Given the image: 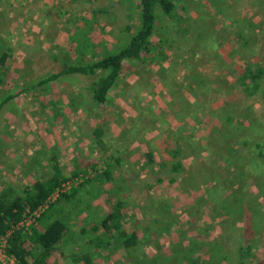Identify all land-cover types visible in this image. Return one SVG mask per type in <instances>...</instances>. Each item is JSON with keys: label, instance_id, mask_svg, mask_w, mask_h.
<instances>
[{"label": "rangeland", "instance_id": "obj_1", "mask_svg": "<svg viewBox=\"0 0 264 264\" xmlns=\"http://www.w3.org/2000/svg\"><path fill=\"white\" fill-rule=\"evenodd\" d=\"M0 3L3 7L11 3L13 8H19L17 12L22 5L24 12L32 14L38 5L52 6L46 7V16L54 19L53 25L61 33L69 34L68 40L66 37L64 40V35L59 39L63 48L48 41L43 49V40H38L30 55L24 53L30 45L11 38L17 47L15 63L4 87L0 88V98L9 92L15 97L0 112V192L9 189L14 195H22L36 180L52 176L54 165L49 159L54 145L59 146L60 142L80 145L79 149L57 150V155L62 153L67 157L62 165L69 163L74 170L85 171L86 179L93 177V164L103 170L107 157H111L112 160H107L113 166L111 182L94 181L79 190L77 197L81 203L77 206L80 205L82 212L72 202L59 204L63 211L60 210L58 217L67 222L69 234L77 241L71 247L73 252L86 254L84 247L90 237L94 239L102 232L99 219L111 212L112 205L123 200V225L137 235L141 246L136 255L145 262L160 264L158 256L162 251L168 257L166 260H170L167 264H192L185 258L179 263L180 257L174 256V250L182 239L186 245L201 231L208 235L205 240H197L207 244L191 255L196 264H264V189L260 190L249 178H257L264 185V158L251 145H234L229 152L234 168L227 171L220 155L224 149L214 132L219 127L217 118L224 122L226 113L234 118L233 128L248 127L249 117L264 122V100L260 97L246 100L241 88L234 86L231 94L233 88L229 87L235 83L237 71L243 69L239 57L264 38V0H188L184 10L177 9V18L158 17L152 46L165 59L157 57L155 61L135 66L125 63L108 104L100 106V110L93 105L87 91L92 78L66 76L74 81L72 86L65 83L67 78L53 81L47 87L33 88L31 83L53 71L59 72L62 60L76 65L90 61L86 55L78 58L75 52L78 42L73 43L72 36L77 35L81 42L84 33L108 48L121 46L136 24L139 0H2ZM8 12L10 16L20 14L12 8ZM233 22L237 23L236 27ZM128 25L129 31L125 29ZM4 31L2 28L1 32ZM34 58L44 66L37 68ZM225 64L237 67L236 72H228ZM208 75L212 77L210 84L205 81ZM201 78H205L204 82ZM259 82L264 89V76ZM204 83L206 87L201 86ZM200 88L205 93L200 94ZM55 95H78L77 101L70 104L75 111L71 117H53V108L60 104L47 101ZM216 112L220 113L218 117ZM99 128L100 144L94 136V130ZM261 131L264 134V128ZM178 142L181 148L178 159L183 169L177 175L170 170L174 161L171 151ZM231 144H234L232 140ZM77 150L79 161L74 153ZM149 151L154 155L151 164L146 157ZM117 159L119 162H114ZM173 177L174 182L170 181ZM217 177L228 182L233 177L239 183L226 192L218 186L215 190L219 198L225 195L230 204L234 198L241 199V210L230 212L231 215L221 208L213 210L207 191ZM232 191L237 192L235 196ZM196 202L200 206L193 207ZM193 212L199 219H191ZM254 217L257 221L252 220ZM244 218L247 222L241 221ZM190 219L195 222L192 224ZM257 232L260 242L242 262L237 257V247L241 239L245 242L255 239ZM118 246H111L112 250L91 249L94 255L88 254L94 264H129L125 250ZM70 253L68 258H50L51 264H74Z\"/></svg>", "mask_w": 264, "mask_h": 264}, {"label": "trees", "instance_id": "obj_2", "mask_svg": "<svg viewBox=\"0 0 264 264\" xmlns=\"http://www.w3.org/2000/svg\"><path fill=\"white\" fill-rule=\"evenodd\" d=\"M187 1L188 0H139L137 21L133 27V31L129 25L125 27L127 31H132H130L128 39L124 41L119 47H103L100 53H96V46L89 45L88 38L84 33L82 35L83 39L81 42L76 39L77 35L72 36L71 41L73 43L78 42L75 49L78 58L82 59V57L86 55L87 59L90 61L82 63L81 65H76L69 64L62 60V68L60 72L55 75L51 74L37 82L32 81L30 87H47L48 84L58 80V78L61 76L79 75L89 77L92 78V82L88 86L87 91L91 95V101L93 102V105L95 107H100L108 104L109 95L117 85V82L123 73V66L125 63L129 64L130 66H135L137 64H146L148 61H155L157 57L162 60L165 59L164 55L161 52L159 54V50L154 49L152 46V38L156 31L157 18L160 16H163L166 19L177 18V9L181 8L184 10L186 8ZM218 13H221V10H219ZM257 43L258 45H253V49L251 51L249 50L247 54L239 57L240 62L243 65V69L241 68L237 71L235 74V83L229 86L230 89L236 85L237 87L241 88L246 100H251L253 97H260L262 100H264V89L260 88L259 82L264 76V38L259 40ZM160 48L161 46L158 47V49ZM218 59H220V57H218ZM13 62L14 59L11 58L10 51L6 49L0 40V88L4 87L6 83V77L10 73V67ZM225 67L230 73L236 72L235 69L237 67H231L228 64H225ZM210 78L212 79L211 75H208L207 79H201L203 82L204 79L205 81L208 80L210 84ZM204 84L201 86L206 87V83ZM30 87H28V89H30ZM192 88L194 87L192 86ZM234 88L231 94L233 93ZM199 92L202 94L203 90L200 88ZM14 97L15 96L9 92L6 96L0 98V112L5 107V105L9 103V101L13 100ZM218 114L220 113L216 112L215 116L218 117ZM210 115H214V113L211 112ZM239 117H236V120H238ZM224 118V122L217 118L219 120V127L218 129L216 128L214 132H217L216 140H218V143H220L222 149H224L221 150L220 155L222 159L221 161L226 167L225 169L230 171L234 168V164L230 158L231 154L229 155V152L232 151L234 145H241L243 147L251 145V148L258 150L260 153L259 155L264 158V134L261 131V129L264 128V122L261 119L259 120L258 117L257 120L251 119L249 117L247 118L249 121L248 127L233 128L231 125L234 120L233 116L229 113H226ZM101 134L102 131L100 128L94 130V136L97 139L98 144L101 143ZM231 140L234 142V144H231ZM100 146L103 147L102 144ZM171 152L174 161L171 162L172 166L170 172L171 174L176 173L178 175V173L183 169V165L178 159V155L181 152L179 142L176 143L173 151ZM171 152L169 151L168 153ZM51 154V158L49 159L50 164L54 165L52 169V176H44L41 180H36L29 190L23 191L22 195H14L13 190L9 189L2 190L0 192V234L4 233L7 229L5 223L10 221L16 222L20 219L23 209L26 206L36 209L42 205L52 194V192L66 180L78 176L79 173L86 176L85 171H78L70 176H64L60 172L59 166L55 164L54 159H56V154H53V151H51ZM146 157L148 158L150 164L153 163L154 155L152 151H149L146 154ZM107 159L109 161L112 160L111 157L110 159L109 157L104 159L103 170L97 169L96 165L93 164L91 169L94 174L91 179H85L83 183L79 184L75 188H72L67 194L61 195L54 204L44 211L35 223L29 235L23 232H18L13 235L9 242L8 252L14 255L20 264H51L50 257L57 250V246L60 243L65 242L66 234L69 230L67 222L58 217V213L61 210L59 209V204L61 201H66L68 203L72 202L71 204L79 209V212H82L83 209L80 207V205L77 206V204L81 203L80 198L77 197L79 190L83 189L88 184H92L94 181L111 182L112 180L110 171L113 164L108 162ZM114 162H118V159L114 160ZM236 172L239 175L241 173L238 171ZM249 178L250 180L254 181V184L257 185V187H260V190L264 189V185H261L257 178H255L256 180L253 177ZM216 179V182L212 183V188L209 189V187V190L207 191L208 199L213 205V210L221 208L224 210L225 214L229 213V215H231L230 212H235L237 209L241 210L243 208V202L241 199L234 198L230 204V202L228 203L226 201L225 195L222 194L219 198V194L215 190V188L218 186L222 187L221 191L224 190L226 192V190H229L239 183L236 182L233 177L229 179L232 180V182H228L225 179L222 180L220 177H217ZM174 180V177L170 179L172 182H174ZM232 192L234 193V196L235 193H237L234 191ZM225 202L228 204L220 205V203ZM55 205L56 207H54ZM124 205L125 202L123 200H119L118 203L112 205L110 213H106L99 219V225L102 228V233L100 236L94 239H91L90 237L88 244L84 247L86 248L84 249L86 250V254L80 255L78 252L72 254V260L74 264L80 262L83 264H94L92 261L93 258H90L88 252L90 253L91 249L101 250L108 248L112 250L110 247L113 245H119L118 247L125 250V258L129 264H150V261L145 262L144 259H141L138 255H136L137 249L141 245L137 235L134 232L130 233L123 225V222L125 221L122 216V209L124 208ZM198 206H200V204L196 202L193 207ZM195 215V212H193L191 219H199V216ZM252 216L253 215H251V217ZM191 219L190 222L193 224L195 221ZM256 219L257 218L254 217L252 220L254 221ZM241 221L247 222V218L241 219ZM37 225H40L42 231L37 230ZM203 227H205V225ZM207 235L208 233L203 235L201 231L200 233L197 232L196 238L189 239V242H187L186 245L183 244L182 239V242L176 247L177 249L175 248L176 251L174 250V256L177 254L178 257H180L178 262L180 263V261L185 258L190 263L196 264L191 260V255L197 250L201 251L207 244V242L204 243L201 241L199 243V240L197 239L203 238L205 240ZM254 237L255 239L250 241L246 240V242L245 240L241 239V243L237 247V257L242 262L249 258L253 250V246L260 242L261 236L258 234V232L254 235ZM60 255L63 258H68L65 255ZM158 258L161 259L160 264H167L170 261L166 260L168 257L163 254L162 251ZM164 258L165 260H163ZM154 261L156 262V260Z\"/></svg>", "mask_w": 264, "mask_h": 264}, {"label": "crops", "instance_id": "obj_3", "mask_svg": "<svg viewBox=\"0 0 264 264\" xmlns=\"http://www.w3.org/2000/svg\"><path fill=\"white\" fill-rule=\"evenodd\" d=\"M1 1L2 0H0V2ZM5 1L7 2L9 0H5ZM11 3L5 5L4 7L1 6V3H0V40L4 44L6 49H8L10 51L11 58L14 59V62L12 63V65L10 67V73H11V71H13L12 67H13V65L15 63V55H16L15 50L17 48L16 47L17 39H21V42H23L26 46L30 45V46H28L27 49L24 50V53L27 54V55L32 54V52H34V49L37 48V46L35 45V42L38 41V40H43V43H42L41 47H44L43 49H45L46 48V43H48V41L52 42L54 47L59 45L60 47L63 48L62 45H64V44H61L59 42V39L61 38L62 35H64V40L66 38H67V40L69 39V34H67L66 32H64V33L62 32L61 33L58 30L59 27L58 28L56 26L54 27V25H53V22H55L54 19L50 18L49 16H46V14H45L46 7H52V6L38 5L37 6L38 10H36L35 14H32V13H30L31 11L24 12V8H23L22 5H20L21 7L19 6L20 9L21 8L22 9L19 10V12H17L19 8H17V7L13 8ZM9 8H12L13 11H15L17 13H20V14L18 16H10V13L8 12ZM48 9L50 10V8H48ZM22 11H23V13H22ZM231 23H232V21H231ZM233 23H235L234 27H236L237 23L236 22H233ZM2 28H4L6 30L3 33L1 32ZM5 32H7V33H5ZM11 38H15L16 42H14V40H12ZM87 38H88V41H89V45H94V46H97V47L100 46L99 47L100 51H99V48H96V53H100L103 47L108 48L106 46L107 44H104V43L97 44L96 42H94L95 39H92L91 35H89ZM66 45H67V43H66ZM32 60H35L38 63L37 68H41V67L44 66V64L41 65V66L39 65L40 61L37 58H34ZM57 62H59V61H57ZM10 73H9V75H10ZM57 73H58V71H53L52 72L53 75H55ZM63 78L66 79L67 77L66 76L62 77L61 76L60 79H58V80H61ZM66 80H68V81H65V83H67L68 86H72L74 84V81L69 80L68 78ZM52 83L53 82H51V84ZM77 99H78V95L77 96L73 95V97H71V96L68 97L66 95H64V96L63 95H55L54 97L52 96L51 98H49L47 103H50V104L58 103V104H60V105H56L53 108L54 109L53 113H52L51 107H50V112L53 114V117L54 116H57V118L67 117V116L71 117L73 112H75L73 110L74 107L71 106L72 105L71 103L76 102ZM98 110H100V107L98 108ZM78 111H80V110H78ZM92 111H90V114H91ZM92 115H93V113H92ZM61 144L62 143L60 142L59 146L58 145H54V147H53V149H55V150H53V154H56V157H57L55 159L56 160L55 164H57L59 166L60 172L64 176H70L73 173L78 172V170L77 169L74 170V168L72 166H70L69 163H66V164L62 165V162L63 163L66 162V158L67 157L64 154H62V153H59L57 155V153H58L57 150L60 152V151H62L63 148H71V149L77 148V149H79L78 147H81V146L80 145L79 146L75 145V147H74V146H72V143H68V144H64V145L62 144V146H61ZM81 150H82V148H81ZM82 152L85 153L84 150H82ZM74 153L77 154L76 156H78L79 155V150L74 151ZM76 158H77L78 161L80 160L79 156L76 157ZM70 159L73 162L75 161L74 158H70ZM118 162H119V159H118ZM51 172H53V171H51ZM100 229H102L101 226H100ZM37 230L38 231L39 230L42 231V229L40 228V225L39 226L37 225ZM90 231H92V228H90ZM98 231H100V230H98ZM69 233H71L70 229L68 230V232L66 234L67 237L65 239V242L60 243L57 246V250L54 252V254L50 258H59V257L61 258L60 254L65 255L66 257H68V252L69 251H71L70 255L76 253V252H73L71 250V247L76 245L77 241H76L75 238H73L74 235L73 234L71 235ZM101 233L102 232L97 234V236H99ZM70 243H72V245H70ZM90 253L93 254V251L90 252Z\"/></svg>", "mask_w": 264, "mask_h": 264}, {"label": "built area", "instance_id": "obj_4", "mask_svg": "<svg viewBox=\"0 0 264 264\" xmlns=\"http://www.w3.org/2000/svg\"><path fill=\"white\" fill-rule=\"evenodd\" d=\"M85 179L83 175L79 174L78 176L66 180L52 192L42 205L36 209L26 206L18 221L5 223L7 229L4 233L0 234V264H20L17 258L8 252L9 242L13 235L18 232L30 234L43 212L54 204L61 195L67 194L72 188L83 183Z\"/></svg>", "mask_w": 264, "mask_h": 264}]
</instances>
